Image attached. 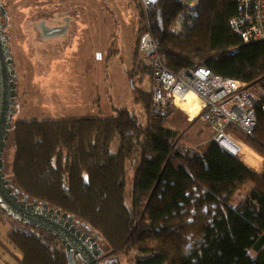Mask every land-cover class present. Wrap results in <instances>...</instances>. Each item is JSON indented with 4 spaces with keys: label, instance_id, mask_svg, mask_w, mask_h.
Segmentation results:
<instances>
[{
    "label": "trees",
    "instance_id": "16d2710c",
    "mask_svg": "<svg viewBox=\"0 0 264 264\" xmlns=\"http://www.w3.org/2000/svg\"><path fill=\"white\" fill-rule=\"evenodd\" d=\"M136 2L140 25L132 70L151 78L150 64L137 57L146 29ZM181 9L178 1L161 0L150 12L161 56L175 73L201 65L259 90L252 132L231 123L224 128L261 158L258 170L215 141V122L207 123L213 137L198 148L182 143L181 132L164 125L179 105L152 113L149 91L139 95L142 122L124 107L110 115L15 120L12 174L6 178L19 198L73 215L81 228L84 223L82 229L96 234L113 258L132 254V264H264V38L247 40L232 30L238 0H201L177 34L171 26ZM6 240L20 253L19 264H69L59 239L45 231L14 224Z\"/></svg>",
    "mask_w": 264,
    "mask_h": 264
},
{
    "label": "rangeland",
    "instance_id": "374dc122",
    "mask_svg": "<svg viewBox=\"0 0 264 264\" xmlns=\"http://www.w3.org/2000/svg\"><path fill=\"white\" fill-rule=\"evenodd\" d=\"M136 4V0H2L7 10L4 30L8 33L17 83L12 124L18 119L110 115L115 112L114 107H124L135 113L139 121H144V102L139 95L140 92L149 93L151 78L146 71L132 70L140 25ZM139 4L144 29H147L151 22L148 17L154 8ZM57 18L65 23L63 32L43 37L37 34V21L45 20L50 27L56 24L50 20ZM95 51L100 53L97 59ZM138 52L137 57L145 60ZM191 99L192 105L188 103V96L182 103L193 109L196 107L197 111L201 102ZM182 103L179 107H183ZM189 118L188 112L174 108L165 117L164 125L181 132V142L196 149L213 137L215 129L197 114ZM235 141L239 146L242 144ZM13 152L10 130L2 154L3 171L9 178ZM244 154L241 151V157ZM245 158L249 163L245 164L254 170L250 166V147H247ZM132 178L133 173L129 172L126 200ZM11 219L0 211V249L5 254L6 251L12 253L13 264H19L20 253L6 240L11 227L7 223L10 221L24 229L28 225ZM95 241L106 254L104 242L99 237ZM131 255L120 254L113 258L112 264H132ZM77 264H81L79 260Z\"/></svg>",
    "mask_w": 264,
    "mask_h": 264
},
{
    "label": "built area",
    "instance_id": "2783aa9c",
    "mask_svg": "<svg viewBox=\"0 0 264 264\" xmlns=\"http://www.w3.org/2000/svg\"><path fill=\"white\" fill-rule=\"evenodd\" d=\"M161 0H139L144 7L155 8ZM182 6L174 19L171 30L180 33L183 30L186 15L193 16L200 0H175ZM239 10L230 20L232 30L243 39L258 40L264 38V0H238ZM186 9V11L184 10ZM151 24L140 36L138 50L151 67L152 113L165 114L168 105H179L183 98L191 93L201 102L195 115L205 123H216L215 141L226 147L224 139L238 144L231 134L225 131L229 123L251 133L256 124L255 106L260 99L257 89H249L244 82L219 76L201 65H193L178 73L169 70L161 56L160 47L151 32ZM177 100V103L175 102ZM214 123V124H215ZM229 147V146H228ZM234 154L241 153V147ZM261 158L259 166L261 165ZM255 170V169H254Z\"/></svg>",
    "mask_w": 264,
    "mask_h": 264
},
{
    "label": "water",
    "instance_id": "95a60500",
    "mask_svg": "<svg viewBox=\"0 0 264 264\" xmlns=\"http://www.w3.org/2000/svg\"><path fill=\"white\" fill-rule=\"evenodd\" d=\"M5 27L6 23L0 22V210L15 221L57 237L64 246L69 264H77L76 259L81 264H112L111 253L103 254L95 241L97 235L89 236V229H82L84 223L81 228L73 215L54 210L45 202L28 201L26 196L19 198V192L10 187V180L3 171L2 154L12 127L17 83ZM158 28L162 29L161 22Z\"/></svg>",
    "mask_w": 264,
    "mask_h": 264
},
{
    "label": "flooded vegetation",
    "instance_id": "af4514ba",
    "mask_svg": "<svg viewBox=\"0 0 264 264\" xmlns=\"http://www.w3.org/2000/svg\"><path fill=\"white\" fill-rule=\"evenodd\" d=\"M0 12H2V15L0 16V22L5 23V19H6V15H7V10L5 8V6L2 5V0H0ZM52 23L56 22V24H54L53 26L47 27L48 23L45 20H39L37 21L38 23L36 25H38L36 27V32L40 37L46 36L48 34L54 35V34H59L61 32H63L64 28H66V26H64L65 23H62L61 20H59V18L57 19H52L50 20ZM7 22V21H6ZM7 26V24H6ZM188 112V111H186ZM188 115H190V113L188 112ZM91 236V235H89ZM110 260H112V263L114 262L113 257L109 256ZM77 261V259H76Z\"/></svg>",
    "mask_w": 264,
    "mask_h": 264
},
{
    "label": "bare ground",
    "instance_id": "6f19581e",
    "mask_svg": "<svg viewBox=\"0 0 264 264\" xmlns=\"http://www.w3.org/2000/svg\"><path fill=\"white\" fill-rule=\"evenodd\" d=\"M94 57L97 59L99 57H96V55H94ZM189 97V101L188 103H190L192 105V99L191 98H194V95L193 94H189L188 95ZM183 104V109L187 110L191 116L195 115L196 113V107L193 109L190 105L188 104H185V103H182ZM224 142L226 143L227 146H229V148H231L233 151L236 150V147L237 145L239 146V144H236L235 142H233V140L231 139H224ZM241 149H240V152H244L246 154L247 152V147L245 145H240ZM245 154H244V157H243V160L244 162H247L246 161V158H245ZM248 163V162H247ZM259 163H260V157L258 155H256L252 150H250V166L253 167L255 170H258L259 169ZM249 164V163H248Z\"/></svg>",
    "mask_w": 264,
    "mask_h": 264
},
{
    "label": "crops",
    "instance_id": "0c3cea01",
    "mask_svg": "<svg viewBox=\"0 0 264 264\" xmlns=\"http://www.w3.org/2000/svg\"><path fill=\"white\" fill-rule=\"evenodd\" d=\"M46 36H52L51 34L50 35H46ZM94 55H96V57H99V55H100V53L98 52V51H95L94 52ZM96 59V58H95ZM194 99H196V100H198L199 101V99H197V98H195L194 97ZM180 110H184V111H187V110H185V109H183V107H180ZM1 211V210H0ZM2 212V211H1ZM2 213H4V212H2ZM5 214V213H4ZM8 218H12L11 216H9ZM11 220H14V219H11ZM12 222H14V221H12ZM13 226L14 225V223H11L10 221L7 223V226L9 227V226ZM9 229V228H8ZM10 230V229H9ZM7 252V254H12V253H10V252H8V251H6ZM7 254H5L4 253V250L3 249H0V264H13V258H14V255L12 254L11 256H8ZM7 255V256H6Z\"/></svg>",
    "mask_w": 264,
    "mask_h": 264
}]
</instances>
